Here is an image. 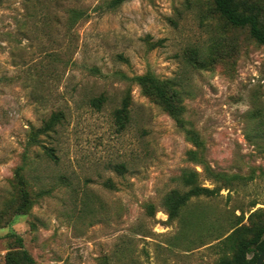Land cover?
I'll use <instances>...</instances> for the list:
<instances>
[{
  "label": "rangeland",
  "instance_id": "374dc122",
  "mask_svg": "<svg viewBox=\"0 0 264 264\" xmlns=\"http://www.w3.org/2000/svg\"><path fill=\"white\" fill-rule=\"evenodd\" d=\"M109 1L0 0V264L16 237L36 264H220L264 220V45L227 25L212 0H131L114 10ZM252 1L264 12V0ZM69 8L88 12L72 30ZM192 49L210 64L191 67ZM146 73L182 92L185 128L131 81ZM127 89L121 130L113 113ZM102 94L96 109L91 99ZM189 129L202 160L188 155L199 150ZM205 167L242 180L192 198L169 221L164 197L187 190L185 171L220 187Z\"/></svg>",
  "mask_w": 264,
  "mask_h": 264
},
{
  "label": "trees",
  "instance_id": "16d2710c",
  "mask_svg": "<svg viewBox=\"0 0 264 264\" xmlns=\"http://www.w3.org/2000/svg\"><path fill=\"white\" fill-rule=\"evenodd\" d=\"M131 0H110L107 3L108 9L114 10L119 8L122 4ZM213 11L218 15L227 25L233 29L247 30L248 35L258 44L264 45V12L252 0H212ZM67 26L69 30L75 28L78 22L88 17V12L82 8H69L67 11ZM216 44L210 50L215 47ZM222 48V47H221ZM222 52V50H221ZM187 63L196 69H202L208 66L209 61L201 57L198 50H190L185 56ZM221 58V57H220ZM222 59V58H221ZM131 81L137 84L143 95L154 101L165 113H167L180 128H185L186 120L184 114L186 111L183 104V94L170 80H162L157 78L152 73L136 76ZM106 102V97L102 94L91 99V105L96 109H101ZM132 98L130 90H126L122 98L120 106L115 109L113 113L114 121L119 129H124L130 120ZM61 115H54L49 122H47L42 132L46 133L53 130L60 120ZM186 136L189 141L198 147V151H189L188 155L192 160H197V157L202 160V153L204 149L203 142L195 129L186 131ZM47 154L54 158L53 149H48ZM118 170L122 173L123 166H118ZM205 172L212 178L214 183L220 187H205L199 181L201 173L197 171L187 170L181 176V183L187 188L186 191L172 190L164 197V207L168 214L169 221L177 220L182 212V209L187 206L192 198L199 197H214L221 189L231 187L234 182L242 180L236 175H227L220 172H214L208 167H205ZM110 182V181H109ZM112 185V184H110ZM24 203L20 210H24L30 201L27 195H23ZM28 202V203H27ZM148 212L153 214V207L148 206ZM254 214V213H253ZM252 214V215H253ZM255 233L249 239L233 240L236 234V228L227 235L224 240L232 241L229 245V250L232 252L230 257H223L220 264H256V261L264 249V220ZM17 246L6 256L4 264H36L35 259L24 248L21 237H16ZM255 247V256L252 259L247 258V252L252 247ZM106 264V263H105Z\"/></svg>",
  "mask_w": 264,
  "mask_h": 264
},
{
  "label": "water",
  "instance_id": "95a60500",
  "mask_svg": "<svg viewBox=\"0 0 264 264\" xmlns=\"http://www.w3.org/2000/svg\"><path fill=\"white\" fill-rule=\"evenodd\" d=\"M256 264H264V249L262 250V252L260 253L257 261H256Z\"/></svg>",
  "mask_w": 264,
  "mask_h": 264
}]
</instances>
